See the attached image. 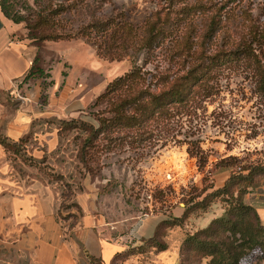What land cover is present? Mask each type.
Segmentation results:
<instances>
[{
	"label": "rangeland",
	"instance_id": "1",
	"mask_svg": "<svg viewBox=\"0 0 264 264\" xmlns=\"http://www.w3.org/2000/svg\"><path fill=\"white\" fill-rule=\"evenodd\" d=\"M71 1L10 0V3L14 12L29 22L34 20V15H42L43 10L65 7ZM168 2L83 0L85 7L79 14L57 18L56 31L74 32L81 26L119 14H124L132 24H141L157 12L163 17L168 11ZM173 3L177 12L171 17L179 25L175 42H181L176 51L180 56L185 53L182 45L187 38L192 39V51L197 49L213 18L219 21L220 27L212 41L205 44L207 56L214 57L212 69L217 94L201 103L196 116L184 123L185 129L181 134L191 127L185 135L171 139L164 133L157 134L142 145L132 147L124 144L109 152L99 148L93 161L89 162L90 169L86 170L77 160L80 132L63 131L58 136L57 119H51L46 126L55 138L51 153H48L44 142H34L30 136L13 145L1 133L3 124L11 122L16 113L21 112L20 106L28 102V88L22 84L40 83L35 101L42 107L47 105L51 94L53 82H49L50 77L22 81L14 92H0V177L6 174L12 178H24L36 172L46 182L56 184L62 203L60 219L70 227L80 223L83 216L75 202L77 196L85 201L90 217L97 229L102 231L101 236L112 240L126 235L133 224L144 216L161 214L167 222L180 217L189 200L204 187H222L229 176V170L219 164L222 160L233 157L249 167L264 163V92L258 87L259 79L249 63L230 54L245 34L244 25L248 17L260 29L263 28L264 0H173ZM18 25L23 28L25 39L38 50L36 68L44 71V65L55 67L60 64L63 66L60 80L65 81L71 75L70 85L82 86L84 94L91 91L86 95V101L89 98L90 101L82 111L83 115L63 121L92 123V113L100 109H90L94 99L112 80L128 72L133 60L125 59L120 63L99 60L94 48L80 38L38 43L29 39L30 34L36 33H30L26 23ZM166 47L154 50L146 62L144 56H140L136 66L141 67L147 77L158 71H176L183 63L184 55L180 58L172 56V51ZM184 140L195 143L203 152L205 166L202 172L198 171L196 159L188 156V145ZM247 190L243 203L263 213L264 179ZM62 194L65 197H61ZM224 215V204L212 202L206 212H195L180 227H169L168 223L161 226L158 241L164 245L169 239L175 241L171 232H178L183 240L185 235L203 230L212 219ZM147 257H150L149 254ZM118 261L123 262L122 259Z\"/></svg>",
	"mask_w": 264,
	"mask_h": 264
},
{
	"label": "trees",
	"instance_id": "2",
	"mask_svg": "<svg viewBox=\"0 0 264 264\" xmlns=\"http://www.w3.org/2000/svg\"><path fill=\"white\" fill-rule=\"evenodd\" d=\"M84 7L83 0H72L65 7L43 10L42 15H34V20L27 22L21 14L14 12L10 0H0L4 18L16 25L26 23L29 32L36 33L29 36L33 41L57 43L80 38L94 48L99 60L107 63L133 60L131 69L112 80L94 99L90 109H100L92 113V123L56 121L58 136L63 131L80 132L77 160L82 167L90 169L89 162L93 161L99 148L109 152L124 144L132 147L142 145L157 134L164 133L174 139L191 131L189 127L181 134L185 129L184 123L196 116L199 105L217 94L212 69L214 57L207 56L205 44L210 43L220 29L219 21L211 20L212 25L202 35L196 50L192 51V39H185L182 45L185 53H181V56L184 55L183 63L176 71H158L147 77L143 69L136 66L140 56H144L146 62L154 50L167 46L172 56L181 57L176 52L181 42H175L179 25L171 17L177 12L173 0H169L168 11L163 17L157 12L141 24H132L124 14H119L81 26L74 32L56 31L57 18L67 14L77 15ZM244 29V36L230 54L249 63L259 79L258 87L264 92V26L260 29L248 17ZM35 63L36 59L23 82L49 78L42 69L35 67ZM186 144L188 156L196 159L198 171L202 172L205 166L203 152L193 142ZM219 164L229 170L223 186L218 189L204 187L189 200L180 217L163 222L159 228L166 223L169 227H180L192 214L206 212L212 202L219 201L225 206V215L212 219L203 230L185 235L179 245L177 264H264V225L256 211L245 205L242 199L247 194V188L264 179V163L249 167L236 158L228 157ZM62 196L65 197L64 194ZM61 208L62 203L59 210ZM77 210L80 212L78 207ZM58 215H61L60 211ZM158 230L135 251L140 248L154 254L165 251L167 246L158 241ZM129 253L126 251L117 255L115 260L123 261ZM89 262L101 264L100 260L91 257Z\"/></svg>",
	"mask_w": 264,
	"mask_h": 264
},
{
	"label": "crops",
	"instance_id": "3",
	"mask_svg": "<svg viewBox=\"0 0 264 264\" xmlns=\"http://www.w3.org/2000/svg\"><path fill=\"white\" fill-rule=\"evenodd\" d=\"M37 53V48L25 39L21 25L4 18L0 10V92L17 90ZM44 67V72L50 75L49 82H53L47 105L41 107L35 101L40 91L39 82L35 81L29 86L22 84L28 88V102L20 106L21 112H17L11 122L3 124L1 133L13 143L30 136L34 142H44L48 146V153H51L55 138L46 126L51 119L81 117L90 101V98L86 101V95L91 91L84 94L82 86L70 85L71 75L65 81L60 80L63 68L60 64ZM75 202L83 216L80 223L70 227L58 215L61 200L56 184L46 182L36 172L24 178L2 175L0 264H91L89 257L100 260L101 264H141L144 260L147 261L143 264L178 263L182 240L178 232H171L175 235V241L167 240V249L161 253L154 254L145 249L143 252L135 251L167 221L163 215L144 216L133 224L126 235L109 240L101 236L102 231L97 229L90 217L85 201L77 196ZM256 211L264 225V211ZM126 251L130 253L123 262L115 260L117 255ZM147 254L150 257L146 258Z\"/></svg>",
	"mask_w": 264,
	"mask_h": 264
}]
</instances>
